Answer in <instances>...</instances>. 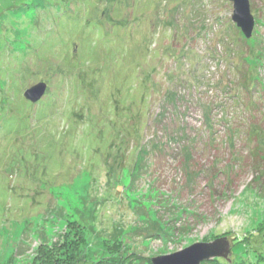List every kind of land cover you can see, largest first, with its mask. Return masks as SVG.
Instances as JSON below:
<instances>
[{
	"label": "rangeland",
	"instance_id": "obj_1",
	"mask_svg": "<svg viewBox=\"0 0 264 264\" xmlns=\"http://www.w3.org/2000/svg\"><path fill=\"white\" fill-rule=\"evenodd\" d=\"M248 1L246 41L227 0H0V264H32L70 225L80 264L221 237L230 254L207 264L248 261L232 247L258 248L264 193L213 180L200 151L251 147L250 130L264 147V0Z\"/></svg>",
	"mask_w": 264,
	"mask_h": 264
},
{
	"label": "trees",
	"instance_id": "obj_2",
	"mask_svg": "<svg viewBox=\"0 0 264 264\" xmlns=\"http://www.w3.org/2000/svg\"><path fill=\"white\" fill-rule=\"evenodd\" d=\"M233 132L234 136H236L237 130L234 129ZM249 134L253 136L254 145L243 147V150L239 152L237 148L235 149L234 141L226 143L227 146L225 147H218V150L212 148L211 143L207 142L202 144L200 151L203 152L202 155L207 153L210 155L211 165H214L212 169L213 180H216L217 174H220L225 176V182L227 181L231 185L241 178L240 174H250L253 190L264 193V147L259 144L256 132L250 130ZM220 163L223 166L218 167ZM203 170L201 169L198 172L201 173ZM250 185L247 184V186L251 187ZM79 229L80 226L70 225V227H67V232L52 244H41L36 250L32 264H80L87 262L82 261L79 257V247L82 244ZM254 236L261 238L258 248L256 247L257 249H254L255 247L253 246L255 245L251 243L250 239L238 238L234 239L237 241V246L235 250L232 247V252L238 256L242 255L241 259L245 252L248 255L247 262L249 264H264V230L260 229L259 232H255ZM201 264L207 263L203 261Z\"/></svg>",
	"mask_w": 264,
	"mask_h": 264
},
{
	"label": "water",
	"instance_id": "obj_3",
	"mask_svg": "<svg viewBox=\"0 0 264 264\" xmlns=\"http://www.w3.org/2000/svg\"><path fill=\"white\" fill-rule=\"evenodd\" d=\"M232 3V21L241 31L246 40L251 39L255 25L250 12L248 0H227ZM46 84L37 83L23 93L25 100L32 104L38 103L44 96ZM230 254V242L227 238H217L211 243H195L183 250L166 256L151 259L152 264H201L214 258H227Z\"/></svg>",
	"mask_w": 264,
	"mask_h": 264
}]
</instances>
